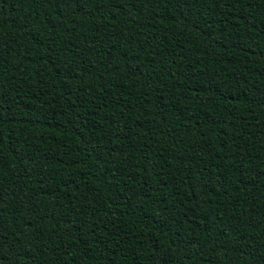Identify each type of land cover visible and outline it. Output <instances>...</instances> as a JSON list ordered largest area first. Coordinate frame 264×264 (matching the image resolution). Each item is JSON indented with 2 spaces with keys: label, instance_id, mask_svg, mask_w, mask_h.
<instances>
[{
  "label": "trees",
  "instance_id": "trees-1",
  "mask_svg": "<svg viewBox=\"0 0 264 264\" xmlns=\"http://www.w3.org/2000/svg\"><path fill=\"white\" fill-rule=\"evenodd\" d=\"M0 264H264V0H0Z\"/></svg>",
  "mask_w": 264,
  "mask_h": 264
}]
</instances>
